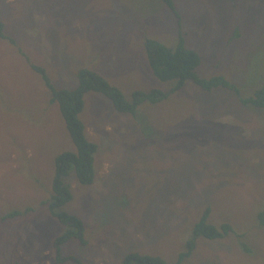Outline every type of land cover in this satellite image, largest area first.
<instances>
[{"label": "rangeland", "instance_id": "1", "mask_svg": "<svg viewBox=\"0 0 264 264\" xmlns=\"http://www.w3.org/2000/svg\"><path fill=\"white\" fill-rule=\"evenodd\" d=\"M173 1L178 16L162 0H0V264H59L54 238L66 228L36 225L48 218L50 158L74 147L30 63L56 88L94 70L130 100L174 85L153 75L145 42L175 47L179 34L201 56L197 74L230 86L187 81L134 116L89 91L79 118L98 146L95 179L65 178L72 196L61 210L81 219L83 241L71 238L62 254L122 264L137 252L177 264L193 240L180 264H264V108L241 102L264 82V0ZM35 154L49 161L40 173L26 166ZM207 209L210 224L229 225L223 237L194 236Z\"/></svg>", "mask_w": 264, "mask_h": 264}, {"label": "trees", "instance_id": "2", "mask_svg": "<svg viewBox=\"0 0 264 264\" xmlns=\"http://www.w3.org/2000/svg\"><path fill=\"white\" fill-rule=\"evenodd\" d=\"M162 2L178 16L173 0H162ZM3 23L0 21V38H6L3 32ZM145 54L151 71L155 77L162 81L174 80L175 83L168 91L151 89L148 92L135 91L131 99H127L117 87L111 85L99 73L87 68H79L76 71V85L71 88H56L51 82L45 69L41 66L31 64L32 70L37 73L49 93V101L58 105L63 118L65 128L73 143L72 150L62 151L57 154L54 160V174L51 184V195L49 197V213L59 222L64 224V231L54 238L56 261L61 264L72 261L74 264L81 262L72 255L62 254V246L71 238L83 241V224L77 216L68 214L61 210V207L71 199V191L65 178L74 173L77 181L83 185L92 184L95 179L94 155L97 151V144L87 138L85 127L79 114L84 108V96L89 92L103 94L111 100L118 112L135 115L136 109L143 101L156 103L166 98L170 93L178 91L185 82L191 81L203 91H210L213 88L222 86L229 87L230 84L224 76H212L202 78L196 68L199 66L201 56L195 50L185 45L182 34H179L175 47H168L156 39H147L145 42ZM27 61V60H26ZM241 102L253 107L264 108V82L255 90L253 96L241 98ZM19 212L13 211L12 215ZM207 209L199 220L194 224V236H204L207 239H217L230 229L229 225L222 224L220 227L208 222ZM264 211L261 212L263 217ZM264 223V219L260 220ZM193 247V240L187 243V251L179 255L177 264L189 255ZM122 264H167L160 256L140 254L137 252L127 253Z\"/></svg>", "mask_w": 264, "mask_h": 264}, {"label": "crops", "instance_id": "3", "mask_svg": "<svg viewBox=\"0 0 264 264\" xmlns=\"http://www.w3.org/2000/svg\"><path fill=\"white\" fill-rule=\"evenodd\" d=\"M95 94H98V93H95ZM72 148H73V145H72ZM70 150V149H69ZM66 151V149L64 150ZM61 153V152H60ZM41 156V154H35L34 156H29V155H26V161H27V168L30 169L32 168L33 171L35 173H38L39 171L41 172L42 170H45L46 168V165L48 164L49 161L46 162V159H44L45 161H41V159L39 160V157ZM55 157H52L50 158L51 162H50V165L46 168L47 171L50 173L51 177L53 175V170L51 172V168L53 167L54 169V160H55ZM30 164V166H29ZM39 172V173H40ZM50 191H51V184H50ZM45 209H46V215H48V218H41L38 220V217H41L43 215H40L36 218V225L39 227V229H41L42 231H44L45 229L47 231H49V226H50V222L53 223V225L55 224H60L61 222H59L56 218H54L48 211V207L47 205H45ZM62 224V223H61ZM64 225V224H63ZM65 226V225H64ZM66 227V226H65ZM64 231V230H63ZM50 232V231H49ZM61 233L55 235V236H58L60 235ZM70 240V239H69Z\"/></svg>", "mask_w": 264, "mask_h": 264}]
</instances>
